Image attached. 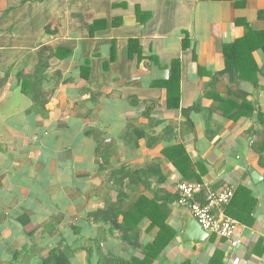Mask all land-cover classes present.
Listing matches in <instances>:
<instances>
[{"label":"crops","instance_id":"obj_1","mask_svg":"<svg viewBox=\"0 0 264 264\" xmlns=\"http://www.w3.org/2000/svg\"><path fill=\"white\" fill-rule=\"evenodd\" d=\"M247 26L264 30V0H0V264L143 260L150 213L176 230L153 264H264V53L255 83L223 74ZM180 181L200 202L235 190L231 239L182 241ZM141 198L140 246L93 216Z\"/></svg>","mask_w":264,"mask_h":264},{"label":"trees","instance_id":"obj_2","mask_svg":"<svg viewBox=\"0 0 264 264\" xmlns=\"http://www.w3.org/2000/svg\"><path fill=\"white\" fill-rule=\"evenodd\" d=\"M237 1L240 2V0ZM49 31H51L50 25L47 26V32ZM185 43H187V40H185ZM257 50L264 53V30H256L251 26H247L246 33L243 37L238 38L223 47V53L226 61V67L223 70V74H228L232 77L234 83L240 81L241 79L255 83L259 72L262 71V68L255 63L253 58L254 52ZM180 76L181 64L179 60H174L172 62L169 79L163 81V86H166L168 89V100L170 106L177 107L179 105ZM252 109L253 107L250 106L251 111ZM244 111H241V113ZM185 175L188 176L186 173ZM122 181L123 177L121 179V183ZM237 197L238 194L231 200L230 206H228L227 214L236 217L241 222H245L242 215L238 216L231 210L234 205L237 206L235 203ZM145 201H147L146 198H141L140 207L136 204V209L127 212H123L121 206L113 204L111 207L106 209L95 211L93 216L95 218L103 216L104 218H108L109 221L112 219V222H115L112 231H119L122 239L133 243L135 246H140L139 238L141 236V231L139 228V222L145 215L148 214L145 209H142L143 202ZM119 202H123L122 197L119 199ZM152 206L153 204L150 207ZM120 215H123V223H118V217ZM165 215L166 214L162 217L161 215L149 214V217L152 219V223L154 225H159L160 230L155 240L145 247V257L143 260L135 259L132 261H115L114 264H153L155 259L162 253L165 247L176 235V230L169 224L165 223ZM220 255L221 252H215L209 264H223V258L220 257ZM58 256V253L50 255L44 263L50 264L56 260L58 262ZM100 264H113V260H103Z\"/></svg>","mask_w":264,"mask_h":264},{"label":"built area","instance_id":"obj_3","mask_svg":"<svg viewBox=\"0 0 264 264\" xmlns=\"http://www.w3.org/2000/svg\"><path fill=\"white\" fill-rule=\"evenodd\" d=\"M197 187L194 182L180 181L177 185V203L189 208L205 231L231 239L239 222L227 215L224 208L233 199L235 190L225 188L220 191H208L205 201L200 202L196 199Z\"/></svg>","mask_w":264,"mask_h":264},{"label":"water","instance_id":"obj_4","mask_svg":"<svg viewBox=\"0 0 264 264\" xmlns=\"http://www.w3.org/2000/svg\"><path fill=\"white\" fill-rule=\"evenodd\" d=\"M252 175L255 180L259 177L258 172L255 170H252ZM179 222L181 223V228L183 229L181 239L184 243H192L196 246L201 244L210 236V233L202 228L201 224L190 210L181 216Z\"/></svg>","mask_w":264,"mask_h":264}]
</instances>
